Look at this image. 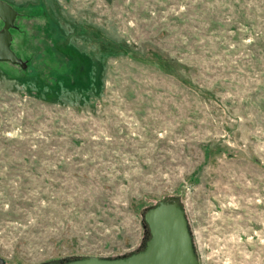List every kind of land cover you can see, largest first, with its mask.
I'll return each mask as SVG.
<instances>
[{"label": "rangeland", "instance_id": "374dc122", "mask_svg": "<svg viewBox=\"0 0 264 264\" xmlns=\"http://www.w3.org/2000/svg\"><path fill=\"white\" fill-rule=\"evenodd\" d=\"M2 1L4 264L137 252L165 198L199 264H264V0Z\"/></svg>", "mask_w": 264, "mask_h": 264}, {"label": "water", "instance_id": "95a60500", "mask_svg": "<svg viewBox=\"0 0 264 264\" xmlns=\"http://www.w3.org/2000/svg\"><path fill=\"white\" fill-rule=\"evenodd\" d=\"M17 13L0 0V62L23 66L24 63L11 50V33ZM143 222L148 239L143 249L127 256L101 258L97 256L64 260L63 264H199L184 207L176 199H162L145 209ZM51 261L44 264H58ZM5 261L0 257V264Z\"/></svg>", "mask_w": 264, "mask_h": 264}, {"label": "flooded vegetation", "instance_id": "af4514ba", "mask_svg": "<svg viewBox=\"0 0 264 264\" xmlns=\"http://www.w3.org/2000/svg\"><path fill=\"white\" fill-rule=\"evenodd\" d=\"M63 263H65V261H60V262H58V264H63Z\"/></svg>", "mask_w": 264, "mask_h": 264}]
</instances>
